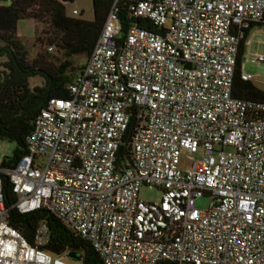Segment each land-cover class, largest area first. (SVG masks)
Returning a JSON list of instances; mask_svg holds the SVG:
<instances>
[{"label":"built area","instance_id":"built-area-1","mask_svg":"<svg viewBox=\"0 0 264 264\" xmlns=\"http://www.w3.org/2000/svg\"><path fill=\"white\" fill-rule=\"evenodd\" d=\"M121 1L149 27L122 36ZM263 19L264 0H115L67 96L0 165L11 207L49 211L103 264H264V102L232 93L239 43ZM143 185L160 201L140 200ZM7 213L0 176V264H70L42 249L45 223L31 245Z\"/></svg>","mask_w":264,"mask_h":264},{"label":"trees","instance_id":"trees-1","mask_svg":"<svg viewBox=\"0 0 264 264\" xmlns=\"http://www.w3.org/2000/svg\"><path fill=\"white\" fill-rule=\"evenodd\" d=\"M74 0H10L9 5H0V141L16 144L12 155L5 157L1 166L11 169L17 160L26 153V136L33 128L38 113L51 97H66L68 86L82 70L101 32L108 12L115 0H92L93 19L85 20L67 13L62 2ZM121 22V35L134 23L149 27L147 21L135 19L128 12L127 3L117 4ZM24 19H35L48 24L50 45L59 50L64 57L52 65L45 55L37 53L33 59L23 43L16 37L17 23ZM254 26H264L262 22L253 24L245 30L240 41L233 80V96L252 101L264 102V91L251 81L240 77L245 40ZM83 55L85 61L80 67H73L71 57ZM39 78L40 83L32 85L29 80ZM135 125V118L125 135L129 143ZM121 153L128 157L129 152L121 146ZM1 191L4 206L8 209L7 220L31 245L37 227L45 223L48 227L49 241L42 247L49 254L60 257L70 264H103L91 244L70 231L57 217L45 209L30 213H20L11 207L15 202L11 183L7 174H1Z\"/></svg>","mask_w":264,"mask_h":264},{"label":"rangeland","instance_id":"rangeland-1","mask_svg":"<svg viewBox=\"0 0 264 264\" xmlns=\"http://www.w3.org/2000/svg\"><path fill=\"white\" fill-rule=\"evenodd\" d=\"M10 0H0V5H9ZM67 13L77 9L80 12V18L85 20L93 19L92 0H74L65 5ZM77 16V17H79ZM169 25V24H167ZM48 24L35 19H24L17 23L16 37L23 43L28 58L33 59L37 53L45 55L52 65L63 61L61 52L53 45L49 44ZM264 52V26H254L250 29L245 40L244 53L242 57L241 69L246 75L252 77L251 83L258 89L264 91V62H258L257 58ZM72 66L77 68L85 61V56L78 55L70 58ZM30 84L40 83L39 78H31ZM16 144L9 141H0V164L5 157L12 155ZM138 198L144 202H159L161 191L157 188L141 186L138 192ZM211 204V199L204 196L196 200L197 209L205 211Z\"/></svg>","mask_w":264,"mask_h":264}]
</instances>
